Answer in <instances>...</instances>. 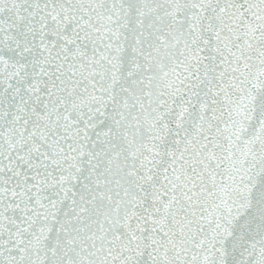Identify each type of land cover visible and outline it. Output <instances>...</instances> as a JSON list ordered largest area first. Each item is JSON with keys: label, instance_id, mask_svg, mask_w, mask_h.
<instances>
[{"label": "snow or ice", "instance_id": "6c2138e0", "mask_svg": "<svg viewBox=\"0 0 264 264\" xmlns=\"http://www.w3.org/2000/svg\"><path fill=\"white\" fill-rule=\"evenodd\" d=\"M0 264H264V0H0Z\"/></svg>", "mask_w": 264, "mask_h": 264}]
</instances>
